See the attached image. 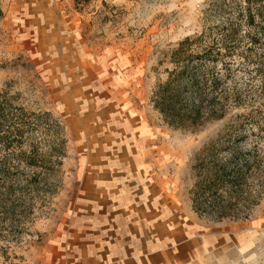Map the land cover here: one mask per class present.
<instances>
[{"label": "rangeland", "instance_id": "1", "mask_svg": "<svg viewBox=\"0 0 264 264\" xmlns=\"http://www.w3.org/2000/svg\"><path fill=\"white\" fill-rule=\"evenodd\" d=\"M0 8V93L24 126L11 148L36 153L39 163L16 158L13 204H0V264H62L83 242L75 230L80 182L105 161L96 151L114 146L109 137L124 131L129 113L153 136L142 163L171 182L180 207L202 222L264 218V0H0ZM204 30L230 50L217 68L240 97L224 119L176 130L151 93L172 69L177 43ZM230 125L247 167L233 169L227 151L206 157ZM235 170L241 176L228 178Z\"/></svg>", "mask_w": 264, "mask_h": 264}, {"label": "crops", "instance_id": "2", "mask_svg": "<svg viewBox=\"0 0 264 264\" xmlns=\"http://www.w3.org/2000/svg\"><path fill=\"white\" fill-rule=\"evenodd\" d=\"M124 121V131L109 137L114 146L106 140L96 151L105 161L80 182L75 230L84 238L62 264H264V218L225 224L192 216L171 182L142 163L153 136L141 116Z\"/></svg>", "mask_w": 264, "mask_h": 264}, {"label": "trees", "instance_id": "3", "mask_svg": "<svg viewBox=\"0 0 264 264\" xmlns=\"http://www.w3.org/2000/svg\"><path fill=\"white\" fill-rule=\"evenodd\" d=\"M2 17L3 12L0 8V20ZM249 17L253 18L251 14ZM207 34L204 30L195 37H186L177 43L169 58V62L173 65L172 69L166 70L165 80L159 82L151 93L150 101L153 108L159 112L163 122L173 129L196 132L208 123L222 120L228 114L229 102L237 101L240 97L236 90L231 92L227 90L229 73L223 74L217 68L218 63L227 57L230 50L226 44L206 40ZM231 35L235 33L232 31L229 33V36ZM223 69H227V65H224ZM6 96V91L0 93V204L10 202L11 207L16 186L14 174L17 172V170L13 171V168L16 167L17 162L20 163L16 158L23 159L30 167L37 168L39 163L36 161V153L28 155L22 150L17 152L16 149L11 148L16 136L23 134L24 126L20 121L16 122L17 115L13 118V114L10 116V112L5 109ZM237 130L235 125H230L225 132H219L208 143L206 157L213 159L217 152L227 151L232 153L233 169L240 161L244 164L243 167H247V161L240 159L244 153L239 150L241 136L237 135ZM39 160L44 163L42 157ZM212 165L219 168L218 164ZM215 173L216 179L224 184L227 178L222 179L223 175L219 176V171ZM241 173L242 171L235 170L227 176L230 178L234 175L239 178ZM34 177L35 181L38 180L37 176ZM211 206L215 205L211 204ZM1 224L0 220V231Z\"/></svg>", "mask_w": 264, "mask_h": 264}]
</instances>
